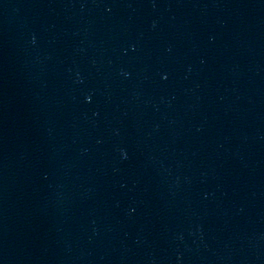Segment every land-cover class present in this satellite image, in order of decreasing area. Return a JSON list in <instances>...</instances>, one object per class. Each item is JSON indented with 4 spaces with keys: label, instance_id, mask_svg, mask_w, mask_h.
<instances>
[{
    "label": "water",
    "instance_id": "obj_1",
    "mask_svg": "<svg viewBox=\"0 0 264 264\" xmlns=\"http://www.w3.org/2000/svg\"><path fill=\"white\" fill-rule=\"evenodd\" d=\"M0 264H264V0H0Z\"/></svg>",
    "mask_w": 264,
    "mask_h": 264
},
{
    "label": "clouds",
    "instance_id": "obj_2",
    "mask_svg": "<svg viewBox=\"0 0 264 264\" xmlns=\"http://www.w3.org/2000/svg\"><path fill=\"white\" fill-rule=\"evenodd\" d=\"M34 42V41H33ZM89 98H86V102H87V100H88Z\"/></svg>",
    "mask_w": 264,
    "mask_h": 264
}]
</instances>
